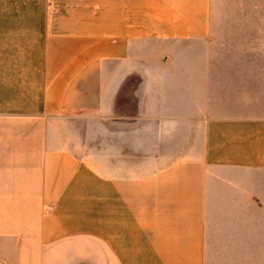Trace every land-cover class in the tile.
<instances>
[{
  "label": "crops",
  "instance_id": "0c3cea01",
  "mask_svg": "<svg viewBox=\"0 0 264 264\" xmlns=\"http://www.w3.org/2000/svg\"><path fill=\"white\" fill-rule=\"evenodd\" d=\"M221 1L0 0V264H264V48Z\"/></svg>",
  "mask_w": 264,
  "mask_h": 264
},
{
  "label": "rangeland",
  "instance_id": "374dc122",
  "mask_svg": "<svg viewBox=\"0 0 264 264\" xmlns=\"http://www.w3.org/2000/svg\"><path fill=\"white\" fill-rule=\"evenodd\" d=\"M215 14L222 21L218 24L222 33L213 41L216 47L264 48V33L263 37L257 40L241 38V35L234 34L235 29L239 27V24L235 22L239 21L240 18H258L264 21V0H223L221 6L216 8Z\"/></svg>",
  "mask_w": 264,
  "mask_h": 264
},
{
  "label": "water",
  "instance_id": "95a60500",
  "mask_svg": "<svg viewBox=\"0 0 264 264\" xmlns=\"http://www.w3.org/2000/svg\"><path fill=\"white\" fill-rule=\"evenodd\" d=\"M132 79L136 80L135 82L137 84V90H140L144 80V75L137 68L128 69L121 75L117 83V90H119L124 84L129 83Z\"/></svg>",
  "mask_w": 264,
  "mask_h": 264
}]
</instances>
